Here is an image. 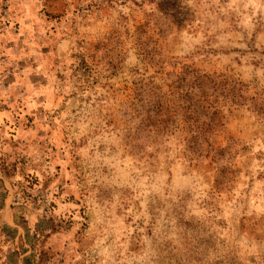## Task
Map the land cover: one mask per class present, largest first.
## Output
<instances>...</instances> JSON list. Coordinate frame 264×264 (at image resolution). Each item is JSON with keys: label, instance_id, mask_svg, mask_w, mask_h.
Here are the masks:
<instances>
[{"label": "rangeland", "instance_id": "obj_1", "mask_svg": "<svg viewBox=\"0 0 264 264\" xmlns=\"http://www.w3.org/2000/svg\"><path fill=\"white\" fill-rule=\"evenodd\" d=\"M184 65L264 98V0H0V264H264V123L213 163L132 121Z\"/></svg>", "mask_w": 264, "mask_h": 264}, {"label": "trees", "instance_id": "obj_2", "mask_svg": "<svg viewBox=\"0 0 264 264\" xmlns=\"http://www.w3.org/2000/svg\"><path fill=\"white\" fill-rule=\"evenodd\" d=\"M165 76L166 82L161 85H142V93L138 90L134 94L132 121L137 117V124L155 135L172 136L178 132L188 153L186 158L205 157L209 153L212 162L218 163L235 156L237 149L231 144L220 148L213 142L223 130L226 110L246 106L260 123H264V98L248 97L246 86L230 74L184 65ZM221 172V168L218 169V178ZM234 259L230 251L224 262L217 263L240 264ZM190 261L203 264L198 259H187L186 264Z\"/></svg>", "mask_w": 264, "mask_h": 264}]
</instances>
